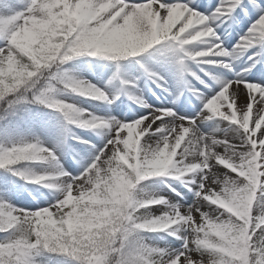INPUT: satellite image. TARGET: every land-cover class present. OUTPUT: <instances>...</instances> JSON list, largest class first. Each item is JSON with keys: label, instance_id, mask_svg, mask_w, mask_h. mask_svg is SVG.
<instances>
[{"label": "snow or ice", "instance_id": "6c2138e0", "mask_svg": "<svg viewBox=\"0 0 264 264\" xmlns=\"http://www.w3.org/2000/svg\"><path fill=\"white\" fill-rule=\"evenodd\" d=\"M217 20H231L233 32L248 29L231 53ZM161 42L177 54L181 76L196 84L184 81L182 89L169 90L161 75L144 69L161 90L157 107L132 81L120 80L110 93L111 80L94 85L60 70L77 57L119 62ZM254 43L264 44V0H0V111L39 103L62 114L65 133L73 127L103 136L79 175L23 170L21 165L56 162L54 151L39 141L0 146V170L60 193L44 207L0 200V264H35L40 252L72 264H264V66L252 73L258 82L243 76L221 81L204 79L185 63L222 61ZM54 83L115 115L55 99ZM195 101L199 111L178 114L177 106L187 110ZM133 104L147 115L126 116ZM214 118L236 126L239 143L200 131ZM70 138L94 147L89 139ZM160 177L181 182L193 194L191 203L133 197L140 182ZM141 231L173 239L165 247L130 240Z\"/></svg>", "mask_w": 264, "mask_h": 264}, {"label": "rangeland", "instance_id": "374dc122", "mask_svg": "<svg viewBox=\"0 0 264 264\" xmlns=\"http://www.w3.org/2000/svg\"><path fill=\"white\" fill-rule=\"evenodd\" d=\"M215 24H219L220 28L225 29V35L231 41L225 50L230 53L232 52V45H235L248 30L245 27L242 31L233 32V28L236 25H232L231 20H227L224 23L217 20ZM216 31L219 34L220 29L217 28ZM224 39L225 37H221L222 41ZM201 46L204 45H197L196 47L199 48ZM170 48L171 46L167 42H161L160 45L153 46L137 57H127L119 62L108 61L101 57H77L65 63L60 70L66 72L74 79L87 81L94 85H104L111 80L112 83L108 88L110 93H114L120 88V80L132 81L135 83L137 90L142 94L143 99L153 107H157L163 102V98H160L161 90L157 89L147 79L144 69L161 75L167 82L169 90L178 91L182 89L184 81L192 85L196 84V81L191 77L187 75L181 76L179 67L175 63L177 54L171 51ZM258 51L259 53H256L257 59L255 58L256 56L248 57L254 56L255 52ZM263 51L264 44L254 43V46L246 51L248 53H235L228 58H223L222 61H209L199 67L188 61L185 63L191 71L204 79H208L211 76L216 77V69H218L224 72L236 70L238 75H248L254 78H248L250 82H258L259 77L252 76L253 70H246L249 69L247 66H251V60L254 58L258 64V66L257 64L255 65L257 66L256 68L264 66V58L263 54H261ZM221 62L227 63L229 68L225 69L221 67ZM117 64L127 70L132 75V79H124L122 77L113 79L114 75L115 77L119 75ZM141 65L144 68H141ZM243 71L245 72L244 74H242ZM204 73H207L208 76L205 77ZM44 75H47V73ZM113 81L116 82L113 83ZM53 88L54 98L61 102L72 103L74 106L87 109L98 116L106 114L115 115L110 108L102 104L99 107H94L98 102L70 93L59 83H54ZM212 88L218 90V85L214 81L212 82ZM26 96L30 97L31 93L26 94ZM176 110L178 114L193 115L194 111L200 110V104L198 101H195L188 104L187 110L180 109L179 106H177ZM2 114L6 119L0 123V146L39 141L43 146L54 151L57 157L55 163L21 165L20 167L27 172L55 174L59 170H63L69 172L71 175H79L91 162L95 151L103 145V136L99 131L85 132L78 128L70 127L68 133H65V121L62 114L55 109H50L39 103H14L13 107L8 108L7 111H3ZM125 115L139 118L140 115H147V110L133 104L130 105L129 111ZM199 127L203 133H210L216 138H228L234 144L239 143L238 135L233 131L236 126L231 125L227 121L214 118L210 121H205ZM72 134L89 139L90 144L94 147L76 143L70 138ZM56 183L59 184L60 180H57ZM172 189L179 192L183 200H181V197L174 196L171 191ZM192 195L181 182L169 177L149 178L140 182L133 191L134 198L146 199L154 196H166L173 203H185V205L191 203ZM59 196L60 193L58 191L46 188L43 184L26 183L18 177L12 176L9 172L0 170V200L12 206L22 208L44 207L54 202ZM148 212L153 215L160 214L155 209H149ZM172 239V237L164 233L143 231L133 234L130 238L131 241H139L147 245L160 247H165L167 241H171ZM177 244H179V241H177ZM33 260L35 264H72V261L65 256L50 255L43 252L36 253L33 256Z\"/></svg>", "mask_w": 264, "mask_h": 264}, {"label": "bare ground", "instance_id": "6f19581e", "mask_svg": "<svg viewBox=\"0 0 264 264\" xmlns=\"http://www.w3.org/2000/svg\"><path fill=\"white\" fill-rule=\"evenodd\" d=\"M181 2H187V0H181ZM246 53H248V52H245V54ZM256 53L258 54L259 53V51L258 52H255V55L254 56H248L249 58H251V57H255L256 59H257V55H256ZM261 54H263L262 56H263V58H264V51L261 53ZM244 58V57H243ZM253 59V60H251V65H256L257 64V62H256V59ZM229 63H230V65L232 66V64H231V62L229 61ZM257 66H258V64H257ZM257 66H254V67H251V70H253V72H255V70H256V67ZM248 68H249V66H247ZM216 77H217V79L218 80H221V81H230V80H233V79H236V78H238V77H240V76H243V77H245L247 80H248V78L250 79H254V78H252V77H250V76H248V75H238L237 73H236V70H234L233 72H230V71H221V70H218V69H216ZM245 72L243 71L242 72V74H244ZM118 74L119 75H117L116 76V78L118 77V78H120V77H122V78H124V79H132V75L131 74H129L128 73V71L127 70H125V69H123L122 67H120L119 66V69H118ZM249 74H250V72H249ZM186 75V74H185ZM258 79V78H257ZM116 81H113V83H115Z\"/></svg>", "mask_w": 264, "mask_h": 264}]
</instances>
